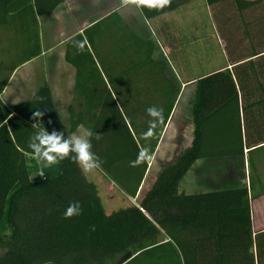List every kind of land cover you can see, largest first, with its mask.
Listing matches in <instances>:
<instances>
[{
	"label": "trees",
	"instance_id": "trees-1",
	"mask_svg": "<svg viewBox=\"0 0 264 264\" xmlns=\"http://www.w3.org/2000/svg\"><path fill=\"white\" fill-rule=\"evenodd\" d=\"M17 1L0 0V10L6 14L11 8L16 11ZM63 1L19 2L45 15ZM190 1L172 0L163 11L140 10L152 19ZM205 1L233 69L227 65L198 79L192 103V144L167 164L146 190L150 161L138 167H130V161L143 148L154 155L173 109L170 101L160 128L145 143L134 131L133 112L127 110L122 97L119 106L110 93L99 110L70 107L68 128L47 83L30 101L6 105L0 99V222L9 202L8 221L13 228L11 235H0V264H117L127 252L134 257L125 264H200L201 260L223 264L233 259L254 264V255L249 254L252 209L248 187L189 195L178 192L180 181L197 160L244 156L246 150L257 149L264 140L260 125L247 124L248 109L264 107V55L253 59L264 53V0ZM91 32L86 30L67 42L65 58L75 66L78 84L84 71H98ZM76 42L84 43L83 51L77 49ZM37 110L44 113L41 126L48 131H63L67 137L78 126L86 125L94 134H101L100 140L95 136L91 139L93 152L103 162L97 171L113 182L122 196L136 202L106 212L98 185L70 158L60 162V177L45 175L32 181L27 156L33 154L28 142L36 131L32 115ZM254 166L251 160L252 170ZM254 187L251 176L250 189ZM72 202H79L82 213L64 219ZM217 245L245 246L247 254L216 257L211 251ZM261 246L258 241V264H264Z\"/></svg>",
	"mask_w": 264,
	"mask_h": 264
},
{
	"label": "crops",
	"instance_id": "crops-1",
	"mask_svg": "<svg viewBox=\"0 0 264 264\" xmlns=\"http://www.w3.org/2000/svg\"><path fill=\"white\" fill-rule=\"evenodd\" d=\"M19 1L15 3L19 5L16 11L11 8L6 14L5 10H0V99L6 105L30 101L38 89L47 83L57 111L68 128L70 107L74 106L76 111H94L99 110L103 98L109 93L116 98L119 106L120 97H128L132 101L131 105L128 101L127 110L133 112L134 131L145 143L148 138L145 139L144 134L149 129L151 119L146 110L156 106L164 112L170 101L173 109L163 126L154 159L149 162L146 173V177L151 175L150 180H155L167 164L173 163L180 152L192 144L193 139L190 142L184 120L189 107L193 118L192 103L198 79L225 69L227 65L230 70L233 69V65L227 62L225 50L226 64L203 72L206 59L211 61V56L206 50L203 32L199 29L194 5L198 1L204 5L206 1L192 0L152 19H147L135 7H120L119 0H99V3L96 0H64L53 12L45 15L36 14L33 8L28 7L29 4L24 5ZM109 19L120 28L118 46L110 39L111 34L107 33L111 28H102ZM86 30H94L91 35L97 56L94 53L93 56L98 71H84L78 84L77 70L67 62L65 54L67 42ZM223 45L225 48L224 42ZM261 55L264 53L253 59ZM176 69L184 76H178ZM247 124L252 127L260 125L261 134L264 135V107L254 105L248 109ZM80 126L89 130L86 125ZM159 128L160 124L155 130ZM258 149H263V166L261 172L256 173L259 178L255 187L250 189L254 171L251 168V154ZM27 166L32 181L42 179L34 154L27 156ZM210 166L212 168H208ZM259 166H254L255 170ZM45 175L53 179L60 177V166L46 171ZM86 175L92 176V180L96 179L93 181L102 179L101 183L109 194V202L117 200L120 192L113 182L97 170ZM243 187L249 188L248 198L252 209V245L249 254L254 255V264H258V241L264 252V235L260 237L264 233V140L257 149L250 152L246 150L244 156L197 160L180 181L178 192L180 195H189ZM256 199L260 200L258 212L255 209ZM8 207L6 205L5 216L0 222V226L6 222L1 236L13 233L8 221ZM213 248L211 254L216 257L247 254L245 246L220 248L217 245ZM233 260L223 264H251ZM200 264L205 263L201 260Z\"/></svg>",
	"mask_w": 264,
	"mask_h": 264
},
{
	"label": "clouds",
	"instance_id": "clouds-1",
	"mask_svg": "<svg viewBox=\"0 0 264 264\" xmlns=\"http://www.w3.org/2000/svg\"><path fill=\"white\" fill-rule=\"evenodd\" d=\"M99 3V0H96ZM120 7H135L137 9H148L149 11H163L172 4V0H119ZM75 46L79 51H83L84 43L76 42ZM149 121V129L144 134L145 139L150 138L154 134L155 128L164 119L163 109L151 106L147 110ZM44 113L35 111L32 119L36 121L32 128L36 131L30 137L28 148L34 154V158L39 166V176L44 178L46 171H52L60 162L71 159L76 163L84 173H91L94 170L102 168V160L93 152L91 139L95 136L96 140L102 138L101 134L93 133L91 130L84 129L80 126L77 132H73L69 136H65L63 131L53 129L48 131L41 126V120ZM153 154L148 148H143L137 158L130 161V167H138L143 163L153 160ZM82 213L79 202L69 204L64 213V219H70L79 216ZM95 230V226H92Z\"/></svg>",
	"mask_w": 264,
	"mask_h": 264
},
{
	"label": "rangeland",
	"instance_id": "rangeland-1",
	"mask_svg": "<svg viewBox=\"0 0 264 264\" xmlns=\"http://www.w3.org/2000/svg\"><path fill=\"white\" fill-rule=\"evenodd\" d=\"M195 9L198 15V22H199V29L200 31L203 32V39L205 41V45H206V50L208 51V55L211 56V61H207L206 59V63L203 66V72H209L207 70H215L214 68H219V66L225 65L226 64V59H225V48L223 45L224 39L221 38L219 31L216 27V21L215 18L213 16V13L211 11V9L208 8L207 4H201L200 1L195 3ZM111 28V31H107V33L109 32L111 34V40L115 43V46H118V43H120V28L119 26H117L112 19H109L107 22H105L102 25V28L104 27H108ZM101 27V26H100ZM91 33H94V30H92ZM221 42V45H219ZM112 47H115L114 45H111ZM209 48V49H208ZM176 66V64H175ZM177 67V66H176ZM201 70V68H199V71ZM176 72L178 74V76H184L179 69H176ZM131 98V97H130ZM122 100L126 102V104L128 105V101L130 102V105L132 103L131 99L128 100V97H122ZM191 107H189L188 109V115L185 116V128L187 131V136L191 142V140L194 138V130L193 127H191V125L193 126V118L191 115ZM128 111H132V110H128ZM130 115V114H128ZM141 123L142 120H141ZM155 133V132H154ZM154 136V135H153ZM252 162L255 164V167H257L259 164L260 166L258 168H256V170L253 171L252 173V182L253 185L255 186L256 182H257V176L256 173H260L262 168L261 166H263L262 163V159L261 156L263 155V149L261 150H256L254 151L252 154ZM208 168H212V166L208 167ZM93 178L91 177H88ZM250 178V176H249ZM151 179V175H147L145 181H146V189L149 188V186L154 182V180H150ZM211 179V178H210ZM92 180V179H90ZM96 180V179H93ZM103 180L100 179V181H95L96 184L98 182V188H99V193H100V197L102 199L103 205L105 207L106 212L110 213L113 210H118L120 208H124L127 205L130 204V202L134 203L136 202V200L134 198H129V200L127 198H125L124 196H122V194L119 193L117 195V200L114 203H110L109 202V194L108 191L106 190V187L103 183H101ZM149 182V183H148ZM100 184V185H99ZM118 191V190H117ZM255 193V192H254ZM255 195V194H253ZM254 197V196H253ZM130 201V202H129ZM9 204H7L8 206ZM258 206V207H257ZM255 209L256 212L259 211V207H260V200L256 199L255 201ZM5 221V220H4ZM6 222H3L0 226V235H3V228Z\"/></svg>",
	"mask_w": 264,
	"mask_h": 264
},
{
	"label": "water",
	"instance_id": "water-1",
	"mask_svg": "<svg viewBox=\"0 0 264 264\" xmlns=\"http://www.w3.org/2000/svg\"><path fill=\"white\" fill-rule=\"evenodd\" d=\"M134 257L132 252H127L117 260V264H125Z\"/></svg>",
	"mask_w": 264,
	"mask_h": 264
},
{
	"label": "built area",
	"instance_id": "built-area-1",
	"mask_svg": "<svg viewBox=\"0 0 264 264\" xmlns=\"http://www.w3.org/2000/svg\"><path fill=\"white\" fill-rule=\"evenodd\" d=\"M142 211H144L142 208H141Z\"/></svg>",
	"mask_w": 264,
	"mask_h": 264
}]
</instances>
